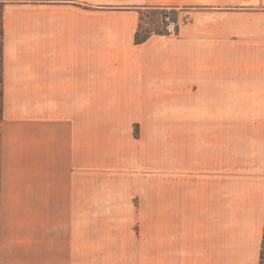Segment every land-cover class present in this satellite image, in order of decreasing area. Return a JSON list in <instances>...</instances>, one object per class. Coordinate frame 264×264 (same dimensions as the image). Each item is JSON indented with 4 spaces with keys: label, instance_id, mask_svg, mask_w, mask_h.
<instances>
[{
    "label": "crops",
    "instance_id": "0c3cea01",
    "mask_svg": "<svg viewBox=\"0 0 264 264\" xmlns=\"http://www.w3.org/2000/svg\"><path fill=\"white\" fill-rule=\"evenodd\" d=\"M261 4L0 0V264H259Z\"/></svg>",
    "mask_w": 264,
    "mask_h": 264
},
{
    "label": "rangeland",
    "instance_id": "374dc122",
    "mask_svg": "<svg viewBox=\"0 0 264 264\" xmlns=\"http://www.w3.org/2000/svg\"><path fill=\"white\" fill-rule=\"evenodd\" d=\"M202 1H197L196 4H201ZM231 4V3H228ZM189 7L187 4L183 3L181 5L177 6H160V7H148L140 10V24H139V34L141 37H170L175 38L179 35V32L181 29L184 30L185 26V18H186V12ZM259 8H264V5H259ZM169 19L172 21L177 22V29L173 33H169L166 29V23ZM0 24H1V16H0ZM2 27V24H1ZM161 40H164V38H161ZM137 132V131H135ZM149 132V131H147ZM165 132V131H162ZM145 216L146 220L145 223L142 221V224L134 223L131 224L129 228V237H153L154 234V228L152 225V211H140V217ZM125 235V234H124ZM146 245L149 246L147 251H152V242L151 244L149 241L146 243ZM264 246V238H263V244L261 247L260 252V263L264 264V261H261V253L262 248ZM152 255V254H147Z\"/></svg>",
    "mask_w": 264,
    "mask_h": 264
},
{
    "label": "built area",
    "instance_id": "2783aa9c",
    "mask_svg": "<svg viewBox=\"0 0 264 264\" xmlns=\"http://www.w3.org/2000/svg\"><path fill=\"white\" fill-rule=\"evenodd\" d=\"M167 20V23H166V26H165V29L169 32V33H173L174 31H176L178 25H177V22L175 21H172L169 19H166Z\"/></svg>",
    "mask_w": 264,
    "mask_h": 264
},
{
    "label": "trees",
    "instance_id": "16d2710c",
    "mask_svg": "<svg viewBox=\"0 0 264 264\" xmlns=\"http://www.w3.org/2000/svg\"><path fill=\"white\" fill-rule=\"evenodd\" d=\"M2 32V27H1V24H0V33ZM147 39V37H141L139 32H137L136 34V42L139 43V42H142V41H145ZM261 261H264V246L262 248V253H261Z\"/></svg>",
    "mask_w": 264,
    "mask_h": 264
}]
</instances>
